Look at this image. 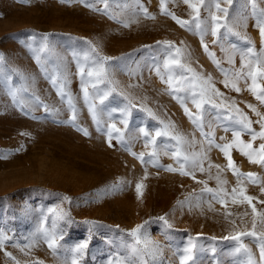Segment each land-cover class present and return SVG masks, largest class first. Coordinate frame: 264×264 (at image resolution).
<instances>
[{"label":"rangeland","instance_id":"rangeland-1","mask_svg":"<svg viewBox=\"0 0 264 264\" xmlns=\"http://www.w3.org/2000/svg\"><path fill=\"white\" fill-rule=\"evenodd\" d=\"M216 2L206 0L199 9V20L208 26L205 51L194 14L184 0H164V7L189 21L186 27L162 14L161 0H0V234L7 237L0 247V264H72L74 258L77 264H115V258H131L134 239L128 233L137 225H143V236L160 246L149 264H180L178 253L183 254L190 239L197 245L195 264H245L247 254H235L236 241L225 237L252 231L253 206L264 211V166L250 163L233 147L230 154L239 172L253 173L258 180L251 183L245 178L238 185L215 145L232 142L233 130L240 131V140L251 142L254 149L264 143L259 136L253 141L241 129L240 115L231 107L234 101L252 122V132L261 131L264 121L248 107L264 116V104L248 90L251 79H239V92L224 83L225 73L231 82L241 70L249 47L257 54L264 51L257 27L264 0L231 4L219 0L229 11L213 37L210 12H216ZM164 42L174 47L169 49ZM93 46L101 56L111 58L103 83L87 76V70L96 66ZM176 48L182 50L179 60L185 67L170 64L169 73L164 62L177 55ZM81 68L88 82L87 103ZM187 68L204 79L211 77L210 85L222 94L212 96L213 102L201 109L203 132L214 133L211 147L174 98L191 94L193 73ZM170 74L171 86L161 80L163 76L167 81ZM257 84L264 87V78ZM61 88L63 99L58 95ZM199 90V86L194 89ZM90 105L95 106L99 125ZM126 106L127 111H122ZM185 106L195 116L197 109L190 99ZM109 124L124 133L123 143L113 132L109 146ZM141 128L152 136L158 129L169 135L146 147ZM177 134L187 141L182 153L196 154L200 160L197 167H187L192 175L165 170L169 165L179 167L171 156L176 150L172 136ZM154 147L160 167L137 158L145 153L148 161ZM217 177L225 183H218ZM138 182L142 184L139 198ZM234 187H243L244 194L253 198L251 206L239 202V193L237 203L230 195L224 205L213 198L216 191L231 194ZM61 214L66 215L60 218ZM160 217H166L171 227ZM256 230H261L259 225ZM45 231L57 240L54 251L45 242ZM241 239L254 264H264L259 240ZM84 242L87 248L78 256L72 250Z\"/></svg>","mask_w":264,"mask_h":264},{"label":"snow or ice","instance_id":"snow-or-ice-1","mask_svg":"<svg viewBox=\"0 0 264 264\" xmlns=\"http://www.w3.org/2000/svg\"><path fill=\"white\" fill-rule=\"evenodd\" d=\"M136 3H139V0H135ZM227 3L231 4L232 0H226ZM184 3L188 5V7L192 10V13L194 14L193 19L196 20V28L201 34V43L202 46L205 48V51H207V45L203 43V36L207 34L208 31V26L206 22H201L199 20V9L201 6L205 5L206 0H196L195 3H192L191 0H184ZM142 7V6H141ZM253 7V15L257 16L256 13V5L253 2L252 4ZM215 8L216 12L212 13L210 12V18H211V35L213 37H216L219 31V27L221 26L220 22L221 20L224 19V17H227L228 15V8H222L220 6L219 0L215 3ZM96 11H100L99 9H95ZM161 11L162 14H167L171 16L173 20H175L181 27H186L189 24V21L181 20L177 18L173 13L167 12L165 7H164V0H161ZM217 13H223V16L217 15ZM145 15L147 16V12L145 10ZM261 17H264V10H261L257 16V27L259 29L260 35L262 40H264V19H261ZM203 23V26H202ZM224 27L228 28L229 31H232V28L228 26L227 24L223 25ZM191 30V29H189ZM239 35V33H237ZM45 40H47V37H44ZM246 39V38H245ZM215 42V41H214ZM159 43V42H158ZM165 44L168 45V48L171 49L174 47V45L171 44V42H164ZM92 52L96 53L97 59L93 62L96 66L94 68H89L87 70V76L88 77H93L95 76V79L98 83H103L109 75V70L110 66L108 62L110 61L111 58L101 56L96 48L93 46L92 47ZM181 49L176 48L175 52L177 55L175 57H172L171 59L165 60L164 62V67L165 69H168L169 73H171V69L169 68L170 64H176L181 68H184L185 66L180 63L179 60V54L181 53ZM210 58L212 57V54L209 53ZM247 59H245L244 56H242V63H241V70L236 72L231 79V82L229 81L228 74L225 73V86L226 87H231L233 90L239 92L240 88L237 86V82L239 79L244 78L246 81L247 79H251L252 83L249 85L248 90L256 97L257 100H259L262 104H264V87H260L257 84L258 79L264 78V51H262L260 54H257L253 48L249 47L247 49ZM3 63V57L0 56V64ZM214 63H218L214 61ZM247 69L245 72L244 69ZM189 72H192V81L189 92L191 93L190 95H186L184 98L180 96H175L174 98L178 100V102L181 104V107L184 108L185 114L189 117V120L196 125L198 128L201 129V134L205 136L207 139V142L209 144V147L213 146V139L212 137L214 136V133L212 131L208 133L203 132V114H202V105L206 103H212V96L215 97H221L222 94L219 93L218 90L213 88L210 85V80L211 77H208L207 79H204L203 77H200L198 74H196L191 68L186 69ZM80 74H81V86L82 90L85 93V102L87 103L88 101V91H87V81L84 80V69H80ZM157 74L160 75L159 69H157ZM162 82L168 83L170 86L172 84L173 77L171 74L169 75V79L167 81L164 80L163 76H161ZM183 78H181V84L180 87H183ZM53 85L55 86L57 81L55 78L52 80ZM200 88L199 92H195L194 89L196 87ZM96 85L93 84V88H95ZM180 87L177 88V91L180 90ZM211 93L212 95H209ZM14 95V93H13ZM58 95H61V98L63 99V96L65 93L63 92L62 88L58 89ZM107 95V94H106ZM199 97V99L197 98ZM127 99V97H125ZM190 99L192 104L195 106L197 109V113L195 116L190 112V110L185 106L186 100ZM214 107H218V105L213 104ZM127 107H125L124 110L122 111H127ZM231 107L240 115V119L237 121L241 125L242 130H247L249 134L252 137V140L254 141L259 138L264 139V122L261 123V131L259 133H254L251 130V121L247 118V116H244L242 113H240L239 109L235 108V102L233 101L231 103ZM248 107L257 115L260 117V121H264V116H261V114L252 106L248 105ZM47 108V106H45ZM149 111V114L151 115V111ZM89 112L92 114L94 122H96L99 125V121L97 119V114L95 112V106L90 105L89 106ZM231 119V117H229ZM73 120L75 119V116L72 118ZM122 123L125 124V128H127V119L122 121ZM170 127L169 126H166ZM84 132L85 135H87L86 130L78 129ZM226 131L229 130L228 128L225 129ZM113 132L116 133V136L114 137L117 142L123 143L124 142V133L121 131V129L116 128L115 124H109L108 125V143L109 146H112V139H113ZM140 132L142 133L143 137L145 138L146 141V147L147 144L151 143L154 146L156 145V138L160 136H166L169 135L167 130L161 131V130H156L155 136H152L150 132H148L146 129L141 128ZM240 131L233 130V141L230 143H226L224 145H219L216 144L215 147L219 148L225 158L227 159V168L233 172L234 175L237 176L238 180V185L242 182V179H247L251 183H258L257 178L255 177V174L253 173H248V174H243L240 173L238 168L235 166V162L231 158V149L233 147H236V149L244 156H246L249 160L250 163H257L262 166H264V143H261L259 145L258 149H254L252 146V143H245L242 140H240ZM172 139L176 141V150L172 152L171 156L173 159L176 160V163L179 164L178 168H174L171 165L167 166L165 168L166 171L170 172H179L181 175H192V173L187 169L189 164H191L192 167H197L200 164V160L197 159L196 154H186L182 153V145L184 143H187V141L180 136L179 134L173 135ZM223 139V138H221ZM167 154V153H165ZM133 155H136L133 153ZM148 161L144 160L145 153H140L139 156H137L138 159H141L142 163H147L151 162L153 166L160 167L158 164V153L155 150V147L153 148V151L148 153ZM211 167V165H210ZM218 172L220 171L219 167ZM200 170L203 171V167H200ZM218 183H225L224 181H220L219 177H217ZM141 188L142 184L137 183L136 184V193L137 197L139 198L141 193ZM208 191H213L211 189H208ZM261 191H264V188L261 189ZM237 193H239V197L242 199L239 200V202H248L249 205L251 206V201L253 200L252 197L245 195V190L243 187H234L231 191V194H229L226 190L220 189L219 191H216L214 193V199H217L218 202L221 205H224L226 203L227 198L229 195L231 196L232 203H237L238 202V197ZM223 197V198H221ZM66 214H61L60 218H63V216ZM228 213H225L226 218L228 217ZM247 215V213H245ZM252 216H253V221H252V231H238L235 232L232 235H229L225 237L227 240H233L236 241L237 247L234 249L235 254L239 255L242 252L247 254V261L245 264H254L250 249L247 248V246L242 242V237L244 236H252L256 237L259 240V248H260V258L261 261H264V211L257 212V209L253 206L252 207ZM160 220L164 221L166 225H168L166 217H160ZM147 223V222H146ZM233 224H235L234 221H232ZM259 225L260 231L257 232V226ZM168 227H171V225H168ZM142 228L143 225H137L135 228H133L128 235L133 237L134 243L132 245V251H131V258L129 257H124V258H115V264H149V259H153L159 254V245L156 244L155 242L149 240L147 237L143 236L142 234ZM7 239L6 236L0 234V247L3 246L4 241ZM44 239L45 242L48 244V247L50 249L55 250L57 247V240L54 236L53 233H49L47 231L44 232ZM87 248V242L78 244L72 251L76 253L78 256H82L84 254L85 249ZM214 251V250H213ZM6 255H10L7 254ZM180 255V264H195L196 262V256H197V245L190 239L189 244L187 247L183 249V254ZM72 264H77V258H74L72 261Z\"/></svg>","mask_w":264,"mask_h":264}]
</instances>
